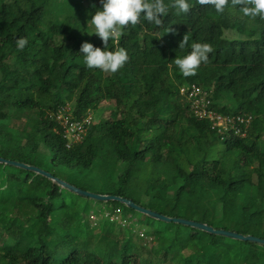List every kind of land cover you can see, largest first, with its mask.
<instances>
[{
	"label": "trees",
	"instance_id": "obj_1",
	"mask_svg": "<svg viewBox=\"0 0 264 264\" xmlns=\"http://www.w3.org/2000/svg\"><path fill=\"white\" fill-rule=\"evenodd\" d=\"M188 2V14L170 8L161 27L142 17L110 40L106 50L124 48L129 56L110 74L88 69L80 53L83 42L104 49L90 23L101 0H0V157L55 177L48 168L95 171L97 181L115 188L107 195L135 202L128 189L140 188L150 204L135 202L142 207L264 239V19L244 16L231 2L223 13ZM206 36L209 62L184 77L174 59ZM21 37L28 40L22 51ZM180 87L184 94L173 93ZM194 89L199 93L191 97ZM202 95L220 114L252 115L246 136L217 133L209 119L197 118L193 105ZM224 100L230 105L221 107ZM67 104L74 121L101 116L70 147L51 116ZM123 207L129 209L0 164V264H153L144 252L162 253L167 264L264 263L263 245L146 215V240L105 214L91 220L105 210L126 220ZM153 239L157 249H147Z\"/></svg>",
	"mask_w": 264,
	"mask_h": 264
},
{
	"label": "clouds",
	"instance_id": "obj_2",
	"mask_svg": "<svg viewBox=\"0 0 264 264\" xmlns=\"http://www.w3.org/2000/svg\"><path fill=\"white\" fill-rule=\"evenodd\" d=\"M201 6L211 5L217 13H223L231 2L233 7L239 6L246 17L264 19V0H197ZM102 10H97L90 23L94 27L91 34L97 35L104 44V49L92 43L83 42L80 53L83 54L84 63L88 69H99L104 73L115 74L128 62L129 56L124 48L115 51L106 50L110 40H119L124 34L123 30L129 25L135 27L141 18L157 27L163 26L162 18L167 16L170 8H175L177 14H188L192 5L188 0H172L166 4L165 0H101ZM174 31L170 27L166 32ZM90 34V35H91ZM188 35H185L179 44L182 49L188 44ZM28 44L24 37L16 41L19 50ZM213 48L208 43H193L191 51L186 56L174 59L184 77L195 76L202 63L209 62V54Z\"/></svg>",
	"mask_w": 264,
	"mask_h": 264
},
{
	"label": "rangeland",
	"instance_id": "obj_3",
	"mask_svg": "<svg viewBox=\"0 0 264 264\" xmlns=\"http://www.w3.org/2000/svg\"><path fill=\"white\" fill-rule=\"evenodd\" d=\"M208 37L206 36V39L203 41V43H208ZM163 42L165 43H170V35L169 33H165L164 34V38H163ZM138 41L131 44L132 47H137L138 46ZM202 43V44H203ZM174 89H170V91H173ZM173 93L175 94H179V95H182L183 94V88L180 87V88H177L175 91H173ZM226 105H230L227 101H220V106H226ZM105 108H108V110L111 108V106H107ZM98 114L95 115V118L98 119V118H101V116L99 115L98 118H97ZM94 118V119H95ZM35 139V138H34ZM34 142V140H33ZM138 147V145L135 146V149ZM103 151H104V146L101 145L100 146V151H99V155L102 156L103 155ZM123 170L125 171H130L131 170V166H128V165H125L122 167ZM47 170H51L52 173L56 174L57 175V178L61 179V180H64V181H69L73 184H77L79 186H82L84 188H86L89 192H92V193H96V194H103V195H107L108 193L110 192H115V188L114 187H111L109 186L108 184H105V183H101V181H97L95 179V175L93 174H96L95 171H92V172H89L88 175H80L79 172L77 171H72V170H69V169H66V168H59V169H50L48 168ZM68 182V183H69ZM145 187L144 185H141V188ZM128 196L131 197L132 199L135 200L136 203L140 204V205H150L147 203V198L145 197V194H143V191L140 190V188L138 189H128ZM105 210L103 211V213H101L99 216L97 214H92V217H91V220L96 222L98 221L99 217L102 216L103 214H105L104 216L106 217H109L111 221H117L118 224H120L123 228H126L128 227L130 230L134 231L136 234H138L139 236H141L142 238L141 239H148L149 238V233H151V228L149 229V222L143 217L144 214L140 213V212H137L136 210L133 211V209H127V208H122V212L119 213V214H128L129 215L126 217V220L125 217H122L120 215H117L115 214L114 216H107L109 214V212ZM114 220H112V219ZM138 222V223H137ZM138 224V225H137ZM145 230L146 232H148L146 234V232L142 231ZM157 244H159V242H157ZM157 244H155V241L153 239V241H151V244L150 246H147V249H157ZM149 245V244H148ZM162 250V248H161ZM241 250H236V253L237 255L239 256L241 253ZM187 253V252H185ZM144 256V260H148L150 259L151 262L153 264H167L169 263L168 261H166V257L162 255V253L159 255L160 257H156L155 255L153 254H150V253H146L144 252L143 254ZM240 259H242L243 257L239 256ZM264 258H262L263 260ZM149 261V260H148ZM196 263V262H195ZM175 264V263H173ZM264 264V263H263Z\"/></svg>",
	"mask_w": 264,
	"mask_h": 264
},
{
	"label": "built area",
	"instance_id": "obj_4",
	"mask_svg": "<svg viewBox=\"0 0 264 264\" xmlns=\"http://www.w3.org/2000/svg\"><path fill=\"white\" fill-rule=\"evenodd\" d=\"M184 93L185 90L183 89V94ZM198 93L199 91L194 89L190 96H197ZM71 107V104H67L62 106L58 112L51 115L62 127L64 137L69 141L68 147L75 143L81 142L86 136L87 127L90 126L89 124L94 121L93 116H89L83 121H74L73 110ZM193 108L195 116L201 120L209 119L212 123V129L217 133L234 131L235 135L245 137L247 130L246 128L249 127V123L252 120V115L250 114L246 116H226L214 111L212 109V101L207 99L205 95H202V97L195 102ZM107 216H111V213H109Z\"/></svg>",
	"mask_w": 264,
	"mask_h": 264
},
{
	"label": "water",
	"instance_id": "obj_5",
	"mask_svg": "<svg viewBox=\"0 0 264 264\" xmlns=\"http://www.w3.org/2000/svg\"><path fill=\"white\" fill-rule=\"evenodd\" d=\"M0 164H6L12 167L21 168V169L45 176L53 180L55 183H57L59 186H61L65 190L71 193H74L80 197L89 198V199L96 200L99 202L117 201L119 203L126 205L130 209L136 210L137 212H140L152 219H155L161 222L181 224L187 227L194 228L196 230L203 231L208 234L222 236V237L233 239V240L240 241V242H250V243L260 244L264 246V239L259 238V237H255L252 235L245 236L243 234H239L233 231H227L225 229H215L213 226L207 225L205 223H200V222L187 220L183 218L168 217L156 211H153L151 209L142 207L130 199H126V198L114 196V195H101V194H96V193L83 190L75 185H72L64 180H61L53 176L51 173H48L36 166L27 165L25 163H21L17 161L6 160L2 157H0Z\"/></svg>",
	"mask_w": 264,
	"mask_h": 264
}]
</instances>
